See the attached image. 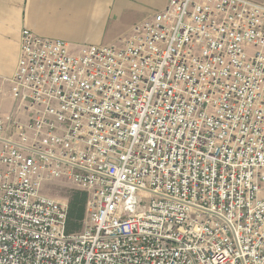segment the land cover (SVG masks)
I'll return each mask as SVG.
<instances>
[{"label": "built area", "instance_id": "2783aa9c", "mask_svg": "<svg viewBox=\"0 0 264 264\" xmlns=\"http://www.w3.org/2000/svg\"><path fill=\"white\" fill-rule=\"evenodd\" d=\"M6 92L0 264H264V4L169 0L112 44L24 28Z\"/></svg>", "mask_w": 264, "mask_h": 264}, {"label": "crops", "instance_id": "0c3cea01", "mask_svg": "<svg viewBox=\"0 0 264 264\" xmlns=\"http://www.w3.org/2000/svg\"><path fill=\"white\" fill-rule=\"evenodd\" d=\"M264 4V0H253ZM169 0H0V76L16 70L24 28L74 47L112 44L164 10ZM3 95H9L8 92ZM12 97V96H11Z\"/></svg>", "mask_w": 264, "mask_h": 264}, {"label": "rangeland", "instance_id": "374dc122", "mask_svg": "<svg viewBox=\"0 0 264 264\" xmlns=\"http://www.w3.org/2000/svg\"><path fill=\"white\" fill-rule=\"evenodd\" d=\"M15 106L16 101L13 97L0 94V115L6 116L12 114L15 110ZM73 188H76V186L68 180L57 179L46 181L43 185L42 191L44 194L57 199L58 201H67L69 199V193Z\"/></svg>", "mask_w": 264, "mask_h": 264}, {"label": "trees", "instance_id": "16d2710c", "mask_svg": "<svg viewBox=\"0 0 264 264\" xmlns=\"http://www.w3.org/2000/svg\"><path fill=\"white\" fill-rule=\"evenodd\" d=\"M68 197L67 233L72 234L81 231L84 226L88 194L73 188Z\"/></svg>", "mask_w": 264, "mask_h": 264}]
</instances>
